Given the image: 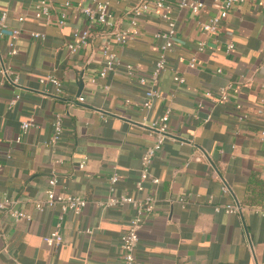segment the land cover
<instances>
[{"label": "crops", "instance_id": "0c3cea01", "mask_svg": "<svg viewBox=\"0 0 264 264\" xmlns=\"http://www.w3.org/2000/svg\"><path fill=\"white\" fill-rule=\"evenodd\" d=\"M64 1L50 0L52 20L61 14ZM68 1L74 8L67 10L66 24L58 26L34 20L36 0H0V13L7 12L8 26L21 31L14 57L6 55V43L0 40V68L1 62L10 66L20 85L0 86V202L9 200L11 209L31 218L15 221L8 211H0V264H123L120 237L134 210L129 205L117 209L98 205L109 196V178L115 173L114 195L156 198L152 217L139 231L136 264H264L261 1L233 7L218 32L209 35L200 24L218 14L214 0H202L204 9L196 16L171 5L165 13L175 25V41L166 56L168 70L156 84L149 76L161 44L154 34L168 29L161 18L163 11L146 14L139 36L126 46L111 44L120 61L132 64L163 97L147 116H159L167 107L171 110L170 140L150 168L159 183H145L140 193L135 189L140 158L152 139L139 125L143 115L138 108L124 101L140 104L144 88L122 66L105 79L98 78L103 66L101 47L110 43L109 32L100 25L89 26L75 10L92 6V0ZM140 1L113 0L110 10L116 24L125 25L131 8ZM19 17L24 21L19 23ZM86 28L88 45L71 54L65 46L73 41V30ZM31 33L45 39L35 40ZM199 42L205 44L202 52L197 51ZM228 44L234 46L229 52ZM192 58L195 68L187 66ZM47 74L59 79L64 96L43 95L38 80ZM174 74L185 83L176 85ZM91 78L96 80L94 85ZM227 85L232 90L225 103L203 96L205 91ZM103 86L109 90L105 92ZM48 90L53 91L50 86ZM15 95L20 100L9 109L8 102ZM78 96L84 98L83 103L75 102ZM239 115H245V120L239 121ZM207 116L210 121L202 123ZM57 117L63 135L51 146ZM28 120L33 127L23 133L21 123ZM84 158L86 165L80 169ZM53 177L57 195L87 201L80 215L63 213L59 207L35 210L34 203L45 200L48 180ZM223 186L226 194L221 192ZM179 198L187 199L186 204H180ZM232 202L242 207L240 215L213 212L214 205ZM60 216L63 244L49 248L42 238L54 230Z\"/></svg>", "mask_w": 264, "mask_h": 264}, {"label": "built area", "instance_id": "2783aa9c", "mask_svg": "<svg viewBox=\"0 0 264 264\" xmlns=\"http://www.w3.org/2000/svg\"><path fill=\"white\" fill-rule=\"evenodd\" d=\"M261 1L262 6H264V0H214V5L219 8V12L214 17L210 18L208 21L200 24L201 31L204 34H216L219 30V25L227 17L228 11L235 6L242 5L244 3ZM93 5L89 7L77 6L75 8L83 17L86 19L89 26L100 25L104 30L109 32L110 43L101 47V57L103 59V66L98 72L97 76L99 79H105L109 74L114 73L120 66L124 68L127 76L136 78L139 86L144 88V99L140 104H134L129 100H125L124 103L128 106L138 108L142 118L139 121L141 128H144L152 139V142L144 150L140 158V178L135 184V189L138 193L144 191V184L149 183L152 186H156L159 183L157 178L152 177L150 174V168L154 162L158 153L162 150L163 145L170 140L169 136V118L171 115V110L167 107L163 110L162 114L153 118H149L147 114L155 109L158 102L163 100L160 92L154 88L149 87L148 78L144 75L138 74L136 69L132 64L122 63L118 56L112 51L111 44H116L120 47L126 46L129 42L133 41L139 36L140 32V21L148 13L153 10L163 11L161 18L167 21L168 29L165 32H159L154 34V38L157 41H161L158 46V57L154 64V67L150 73L149 79L152 83L156 84L158 82L159 76L168 70L166 63V56L171 52L174 41H175V25L168 18L165 11H167L171 5H175L179 10L189 11L193 16L199 15L204 9V4L202 0H153L152 3L148 1H140L134 5L127 17L125 25L119 26L116 24V20L111 13V4L113 0H92ZM74 8L68 0H65L62 4L61 14L52 20L51 17V6L50 0H36L33 4V18L36 21L43 22L45 24H56L58 26H64L67 21V10ZM8 14L6 11L0 13V40H4L6 43V55L9 57H14L18 53L17 43L19 41L21 31L18 29L10 28L7 24ZM19 23L24 21L23 17L17 19ZM261 32L264 35V25L261 27ZM31 38L37 40H44V36L38 33H31ZM90 37L89 29H74L72 32L73 41L66 44L65 48L71 53L75 54L80 49L88 45ZM205 48L203 42L197 44V51L202 52ZM234 48L233 44L227 45V52ZM2 60V58H1ZM179 62H184L182 58ZM189 68H195L196 60L194 58L187 62ZM217 70V73H220ZM42 90L43 95L62 97L64 96L62 84L58 78L51 74L42 76L38 80ZM96 80L94 78L90 79V83L94 85ZM173 82L180 86L185 83V79L177 74L173 75ZM9 85L12 87L20 88L18 75L13 72L10 66L4 65L1 62L0 68V86ZM52 87L53 91L49 92L48 87ZM103 90L106 92L109 90L108 86H103ZM232 90L231 85L223 86L215 91H205L203 96L209 99L213 103H225L229 99L230 91ZM20 100V95H15L8 102V108H12ZM75 102L83 103L84 98L78 96L75 98ZM264 108V104H262ZM200 108L201 106L198 105ZM237 111L241 110V106H235ZM261 113V110L258 111ZM197 118V116H194ZM245 115H239L238 120H245ZM210 121V116H207L202 120V123L206 124ZM31 127H33L32 120L24 121L21 123V131L25 133ZM63 135L62 121L59 117L55 118L53 122V134L50 139L49 144L51 146L57 144ZM261 139H264V131L260 132ZM16 143H19V138H17ZM87 159L84 158L80 165V169H84ZM118 182V175L115 173L109 178V196L103 202H99L98 205L103 209H117L125 205H129L134 210V215L130 218L128 222L127 230L120 237L119 250L121 252V258L123 264H136L135 251L139 242V231L141 228L149 222L152 217L156 205V198L147 194L142 197L140 196H130V195H114V186ZM48 189L45 191V200L43 202H35L34 208L38 212H42L45 209H53L59 207L60 210L65 212H70L75 215H80L82 210L86 207L87 201L84 198L71 195H57L54 192V187L56 185V179L50 178L48 180ZM227 188L223 186L221 192L223 194L227 193ZM189 196H192V194ZM187 200V199H186ZM185 198H179L180 204H186ZM6 210L10 213L15 221L24 219L30 221L31 218L23 212L15 211L11 209V202L4 199L0 202V211ZM242 207L237 203H225L213 206V212L218 214L222 213L225 215H240L242 213ZM264 216V212L262 213ZM62 216L58 218V222L52 232L42 238V242L49 248H57L63 244V238L60 233ZM86 234H91V230H85Z\"/></svg>", "mask_w": 264, "mask_h": 264}, {"label": "water", "instance_id": "95a60500", "mask_svg": "<svg viewBox=\"0 0 264 264\" xmlns=\"http://www.w3.org/2000/svg\"><path fill=\"white\" fill-rule=\"evenodd\" d=\"M82 87V82H80V85H79V88H81Z\"/></svg>", "mask_w": 264, "mask_h": 264}]
</instances>
